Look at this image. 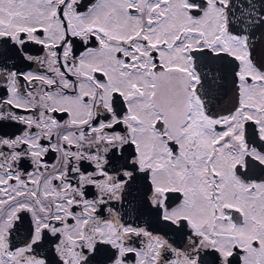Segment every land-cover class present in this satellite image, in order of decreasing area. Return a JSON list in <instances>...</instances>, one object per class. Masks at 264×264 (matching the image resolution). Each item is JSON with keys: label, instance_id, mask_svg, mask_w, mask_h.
Masks as SVG:
<instances>
[{"label": "snow or ice", "instance_id": "snow-or-ice-1", "mask_svg": "<svg viewBox=\"0 0 264 264\" xmlns=\"http://www.w3.org/2000/svg\"><path fill=\"white\" fill-rule=\"evenodd\" d=\"M0 264H264V0H0Z\"/></svg>", "mask_w": 264, "mask_h": 264}, {"label": "flooded vegetation", "instance_id": "flooded-vegetation-1", "mask_svg": "<svg viewBox=\"0 0 264 264\" xmlns=\"http://www.w3.org/2000/svg\"><path fill=\"white\" fill-rule=\"evenodd\" d=\"M226 102V101H225Z\"/></svg>", "mask_w": 264, "mask_h": 264}]
</instances>
